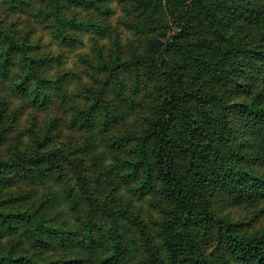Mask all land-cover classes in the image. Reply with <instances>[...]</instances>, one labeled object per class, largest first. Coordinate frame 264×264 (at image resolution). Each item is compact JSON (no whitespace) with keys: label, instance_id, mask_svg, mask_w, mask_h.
I'll list each match as a JSON object with an SVG mask.
<instances>
[{"label":"trees","instance_id":"trees-1","mask_svg":"<svg viewBox=\"0 0 264 264\" xmlns=\"http://www.w3.org/2000/svg\"><path fill=\"white\" fill-rule=\"evenodd\" d=\"M0 4L50 39L0 18V264H77L76 249L79 264H264V235L216 210L264 198V0ZM88 41L93 55L66 69ZM128 109L148 113L137 130ZM25 112L29 140L11 144ZM62 118L83 143L57 140ZM113 179L150 195L149 220L104 191Z\"/></svg>","mask_w":264,"mask_h":264},{"label":"rangeland","instance_id":"rangeland-1","mask_svg":"<svg viewBox=\"0 0 264 264\" xmlns=\"http://www.w3.org/2000/svg\"><path fill=\"white\" fill-rule=\"evenodd\" d=\"M0 18H4L8 23H18L21 22L22 24H19L18 27L21 30H28L30 28L33 29L34 34L36 32V34H39L42 36L43 40L45 42H49V35L46 32L47 30H45L39 23L38 21H36L34 18L31 17V15H29L28 12L24 11H16V12H11V11H4V5L0 4ZM111 10L113 12H115L112 17L111 20L112 22H115L117 20V18L120 16V10L119 8H116L115 3L111 4ZM119 30H121L123 32V42L128 43L132 36H129V33H127L126 31H124V29L122 28L121 25L117 26ZM105 39L103 40V43H105ZM89 44V45H88ZM88 44L86 42H84V48H80V49H76L72 52H68L64 55V58H68L66 65H64V67L66 69H72L73 71H79L81 69L80 66H82L80 60L83 57H88V53L93 55L92 51H93V42L92 44L88 41ZM51 46H53V43L51 44ZM78 66V67H76ZM76 67V68H75ZM132 76V74H130ZM70 80V85L72 89H76L77 87V82L72 81V79ZM13 104H15L13 102ZM133 109H128V111H132ZM134 114L132 115L130 112L129 114H131L130 116L128 115L127 119L125 120L123 127L129 128V129H134L137 130L139 128L140 125L143 124L144 122V116L148 115L147 112H145L144 110H133ZM30 112H25V114L23 115V117L21 118V120L19 121V125L16 127V130L13 133H10L8 135L9 137V141L12 143H14L15 141L18 142H24L27 143L29 140L27 131H26V118H27V114H29ZM59 115L62 116L63 113L58 112ZM22 124H25V127H22ZM60 129H58L56 131V135L58 138L57 140L60 142L61 144L63 143H67V144H81L85 141V137L83 135V132L78 131L77 129H71L68 128V126L66 125L65 119H61L60 120ZM131 149V146L128 145L127 149L125 150H129ZM103 151L101 148H98L95 153L92 155L93 159L99 158L98 153ZM102 156V155H101ZM92 160H86L85 161V165L88 166V164L90 163V161ZM91 164V163H90ZM112 165L114 166V170L116 172V174L118 175H122L123 173H125L124 168L119 165L118 163H113V161H110V159H107L105 161H100L99 167H104L106 168L107 166ZM91 167H89V174L91 176V179H93L95 177V175L97 173H93L90 170ZM113 179V181L111 183H108L105 187H104V191L106 193H108V189L109 187H111V185H113L115 187V195L118 197L119 202L121 203H125L127 201H130V204H132V209L136 212H139V210H143L140 215L146 219L149 220V216L153 215L155 212V208L152 205V201L150 200V195H146L143 199L138 197V195H133V187L135 186V183L133 182V180H131L129 183H124L125 181L120 182L119 180H115ZM93 187H96V185L93 183ZM38 191V190H37ZM216 210L218 211V213L222 216L223 220L228 222L229 224H231L232 226H234L235 228H240V229H244L246 232H251L254 234H260V235H264V198H262V201L259 202H250L248 200H245L243 203H241L240 205H232V204H223V205H217L216 206ZM63 217V216H62ZM70 224L72 225H76V222L74 221V219H70ZM56 249V248H55ZM103 250V249H102ZM57 250H55L56 252ZM66 257L68 258V256L66 255ZM72 259L73 258H78V263L79 264V260L80 259H86V254L84 250L81 249H76L75 252L71 255ZM215 262L216 264H239V262L237 261V259L233 256V255H228L225 257H222V255L220 256H216L215 258ZM86 264V263H84Z\"/></svg>","mask_w":264,"mask_h":264}]
</instances>
